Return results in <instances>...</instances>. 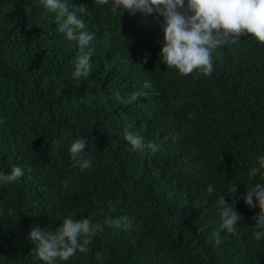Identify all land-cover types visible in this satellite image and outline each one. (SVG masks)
Masks as SVG:
<instances>
[{
	"label": "trees",
	"instance_id": "obj_1",
	"mask_svg": "<svg viewBox=\"0 0 264 264\" xmlns=\"http://www.w3.org/2000/svg\"><path fill=\"white\" fill-rule=\"evenodd\" d=\"M65 2L88 10L77 12L95 33L83 50H93L88 77L74 78L81 48L42 0H0V174L24 171L0 182V264H46L29 234L67 216L103 230L86 253L56 264H264L258 205L235 201L242 220L232 234L220 229L218 202L233 203L232 184L241 197L264 185L248 175L264 155V44L246 34L214 51L211 75L184 76L162 61V17L113 0ZM133 92L130 104L115 98ZM126 128L158 150H133ZM79 138L89 168L73 166ZM122 217L120 227L104 223Z\"/></svg>",
	"mask_w": 264,
	"mask_h": 264
},
{
	"label": "clouds",
	"instance_id": "obj_2",
	"mask_svg": "<svg viewBox=\"0 0 264 264\" xmlns=\"http://www.w3.org/2000/svg\"><path fill=\"white\" fill-rule=\"evenodd\" d=\"M98 5H107L109 0H95ZM44 6L55 14L59 31L65 33L68 41H75L81 48L82 55L78 57L74 78L88 77L91 73V57L93 50H83L94 39L95 33H90L84 20L79 18L77 12L88 14L86 5L70 6L65 0H42ZM113 8H122L130 13L156 14L163 18L160 28L163 32L162 49L160 55L163 63L175 68L181 75L187 76L194 71H201L204 75H211L213 71V53L219 47L236 42L239 37L250 35L256 41L264 44V0H113ZM218 56V53H217ZM147 62V56L144 58ZM145 87H151L145 83ZM141 93L133 92L129 95L115 93V98L120 103H132ZM194 117L195 114H190ZM124 139L133 150L151 149L158 150L157 145L148 142L139 133L125 129ZM86 141L79 138L71 143L69 152L73 166L81 169L91 167L90 160L86 159ZM259 167H252L248 173L249 178L257 174L264 175V155L257 157ZM24 175L19 166H13L10 173L0 174V182L10 184L16 182ZM238 185L232 184L227 188L233 197L229 204L223 196L218 202L223 206L220 210L221 230L235 234L237 222L242 217L234 208L235 201L243 199L250 208L259 207L255 226L258 231L254 237L259 240L264 237V185L257 183L245 191L243 196L237 194ZM211 195L214 191L212 185L207 186ZM255 198V203H254ZM127 217L109 218L105 224L120 227L127 222ZM103 230V225L93 223L92 219L81 216L79 220L67 216L56 230H42L39 227L31 230L29 239L34 247L32 252L35 257L46 264H56L57 260L68 261L77 251L86 253L92 238ZM216 243H220V233H214ZM83 238V239H81Z\"/></svg>",
	"mask_w": 264,
	"mask_h": 264
}]
</instances>
